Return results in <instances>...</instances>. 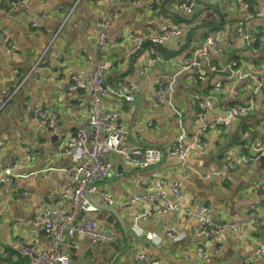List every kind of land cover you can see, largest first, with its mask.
<instances>
[{
    "label": "crops",
    "instance_id": "0c3cea01",
    "mask_svg": "<svg viewBox=\"0 0 264 264\" xmlns=\"http://www.w3.org/2000/svg\"><path fill=\"white\" fill-rule=\"evenodd\" d=\"M163 1L118 3L117 16L105 34L110 43L105 59L111 68L104 75L103 109L118 113L125 124L127 133L121 143L127 148L167 149L181 133L190 144L198 130L192 117L195 106L191 97L195 94L208 104L206 122L224 116L235 102L248 100L253 83L240 81L228 91L219 92L213 88L219 77L209 78L206 64L202 65L207 77L204 81L197 79V70L186 69L185 60L207 31L229 25V35L221 38L223 57L238 58L243 69L264 65V48L255 49L233 34L239 22L244 23L242 30L246 33H264V21H249L243 3L232 0L203 5L200 9L213 8L221 16V25L194 31L184 47L190 29L215 25L218 19L207 10L199 16L202 21L198 17L192 22L193 27L184 29L179 24L182 35L163 43L167 54L158 51L160 60L151 63L148 38L181 20L180 16L161 11ZM244 2L260 11L264 0ZM6 3L0 0V27L15 43L16 50L5 52L0 47V102L10 97L0 110V176L9 163L19 166L11 183L0 182V264H29L12 245L17 239L25 243L37 240L38 248H47L48 239L36 220L46 208L69 209L63 194L69 186L65 171L73 162L64 151L77 129L85 125L89 96L86 89L66 88L73 75L88 82L90 73L104 59L99 53L97 22L105 20L111 9L104 0H28L21 10L8 12ZM167 6L172 8L170 2L165 10ZM209 15L211 22L205 19ZM32 22L38 27H31ZM135 39L144 40V48L126 60ZM46 49L48 62L35 80L28 73ZM157 79L162 82L161 90L155 85ZM118 82L123 83V94H131V98L115 93ZM127 82L133 84V90H128ZM37 109H41L43 120L35 115ZM177 112L184 118L180 126ZM263 137L264 101L257 100L251 115L234 118L227 127L206 132L205 151L197 154L191 150L184 165L166 154L153 165L135 168L121 155L111 154L110 177L97 186L107 191L113 203L99 205L101 208L91 216L98 229L110 232L113 240L93 244L76 235L66 238L59 250L69 254L74 264H135L138 254L157 264H243L246 260L264 264V258L256 254L257 248L264 246V159L258 160L255 151ZM225 163L235 164L225 180L207 177L218 174ZM161 179L166 181L164 190L168 194L170 185L179 182L191 209L205 203L211 221L247 223L252 203L257 206L259 218L240 233H226L220 243L209 241L205 246L208 259L203 260L196 253L201 238L194 217L150 212L142 220L143 206H123V201L134 193L154 192ZM93 200L98 203L97 196ZM171 230L183 238L175 242L166 237Z\"/></svg>",
    "mask_w": 264,
    "mask_h": 264
},
{
    "label": "built area",
    "instance_id": "2783aa9c",
    "mask_svg": "<svg viewBox=\"0 0 264 264\" xmlns=\"http://www.w3.org/2000/svg\"><path fill=\"white\" fill-rule=\"evenodd\" d=\"M109 4L111 12L108 17L97 22L99 27L98 47L99 53L104 57L97 67L90 73V80L84 81L78 76L71 77V83L67 86V90L82 88L88 90V106L87 119L83 127H79L74 134V138L67 144L64 155H68L73 165L68 168L65 173L68 175L69 186L63 194L68 198L69 209L59 210L54 208H46L39 220L35 224L39 225L48 239L47 248H38V241L25 243L19 239L15 240L12 248L20 255L28 259L29 264H74L75 260L61 250L59 245L66 239L76 235L82 236L93 244L106 243L113 240V235L103 229H98L97 221L91 214L97 210V206H110L113 203L110 195L97 184L110 177L111 162L110 155L118 154L127 160L130 166L142 168L159 162L166 154L176 158L181 165L191 150L202 154L206 145L203 142V136L211 129L227 127L232 119L239 118L249 113L255 106L257 100L264 101V65L244 68L239 60L232 58L227 59L222 51L221 38L223 35H229L230 27L226 25L222 30H209L200 40V43L193 49L191 56L185 60L186 69L193 68L197 70V79L204 81L213 75L219 77L214 83V90L223 92L233 88L234 85L242 82H251V95L244 102H235L222 117H214L210 122L205 121L208 112V104L202 96L195 94L191 100L195 106L193 118L198 123V130L193 135L191 143L186 142L185 134L181 133L177 141L170 145L167 149H159L156 147H136L127 148L122 145L121 141L126 136L127 129L125 124L120 120L118 113L108 112L103 109V97L106 94L104 87V75L110 70V61L105 57L110 53V43L106 39V32L111 27L117 16V4L135 0H104ZM234 2L243 3L245 7V16L251 21L253 18H262L264 21V3L261 10L250 8L244 0H232ZM28 0H16L9 5L8 12L21 10ZM214 0H186L178 5V9L185 15L192 16L203 5H210ZM227 21V17H225ZM244 23L239 22L233 27V34L241 37L245 43L255 49L264 48V33L249 34L242 30ZM31 27L36 28L38 25L34 22ZM264 28V26H263ZM183 27L179 24L164 28L159 34L148 38V53L151 55L150 62L159 61V52L155 46L162 45L167 40L182 35ZM237 38V37H235ZM234 42V38H231ZM0 47L5 52H15L16 45L10 39L5 30L0 27ZM144 48V40L135 39L133 46L126 53V60L131 59ZM215 50V51H211ZM223 57V58H222ZM219 58V60L217 59ZM47 49L42 52L39 58L31 67L28 76L37 80L40 77V68L46 65ZM206 64V72L202 70V65ZM128 90H133L134 86L131 82L126 83ZM155 85L161 90L162 82L155 81ZM115 93L123 96V83L118 82L115 87ZM160 92V91H159ZM131 98V94L124 95ZM10 97L0 102V110ZM35 115L42 120L44 115L41 109L35 110ZM178 126L184 121L181 113H176ZM52 126V123H49ZM257 159H264V137L255 147ZM262 162V161H261ZM264 166V162H262ZM18 164L11 162L5 167V174L0 176V182L11 183L16 177ZM235 167L233 163H225L218 174H209L207 177H217L225 180L230 171ZM166 181L161 179L156 184L154 192L134 193L129 196L128 200L123 201V206L131 207L134 204L144 207V213L141 219L145 220L147 215L151 213L163 214L173 212L182 214L186 217H194L197 220V235L201 238L196 253L203 259H208L205 252V246L209 241L220 243L226 233H240L249 225L254 224L259 218L257 206L252 203L249 207L248 222L230 221V222H214L207 217V207L205 203H199L195 209H191L185 193L181 189L179 182L170 185L169 194L165 192L164 187ZM93 196H97L98 203L93 200ZM81 215H83L81 217ZM165 236L177 242L183 238L175 231H167ZM256 254L264 258V246H260L256 250ZM135 264H157L155 260L148 258L144 254H138ZM243 264H251L250 260H246Z\"/></svg>",
    "mask_w": 264,
    "mask_h": 264
},
{
    "label": "water",
    "instance_id": "95a60500",
    "mask_svg": "<svg viewBox=\"0 0 264 264\" xmlns=\"http://www.w3.org/2000/svg\"><path fill=\"white\" fill-rule=\"evenodd\" d=\"M168 2H169V0H164V1L161 3V5H160V9H161V11H162L163 13H165V14H171L172 16L179 17L177 14H175V13H171V12H169L168 10H165L164 7H165V5H166ZM207 10H210V11H212L213 13L216 14L217 19H218V23L215 24V25H202V26L194 27V28L190 29V30L188 31L187 36H186V43H185V46H184V47H187V46H188V44H189V38H190L191 34H192L194 31H196V30H198V29H202V28H203V29L217 28V27H219V26L221 25V23H222V18H221V16H220L218 13H216V11H215L213 8L200 9V10H198V11L192 16V18H190V19H182V18H181V20H183V21H187V22H189V23H192V22L195 21L196 18H198L201 14H203V13L206 12ZM155 48H156L157 51H160L161 53L167 54V53L163 50V47H162L161 45H157V46H155ZM136 98L140 99L139 97H136ZM139 102H140V101H139ZM138 112H139V109H137V111H136V113H135V115H134L135 117H136V115L138 114ZM134 119H135V118H134ZM97 208H101V207L97 206Z\"/></svg>",
    "mask_w": 264,
    "mask_h": 264
},
{
    "label": "rangeland",
    "instance_id": "374dc122",
    "mask_svg": "<svg viewBox=\"0 0 264 264\" xmlns=\"http://www.w3.org/2000/svg\"><path fill=\"white\" fill-rule=\"evenodd\" d=\"M181 0H170V5H172V8L169 9V7L167 6V10H171L173 11L174 13H176L178 16H180L182 19H187L188 17H190L189 15H185L184 13H182L179 9H178V5L180 3ZM192 17V16H191ZM209 18V22L212 21V18L209 16H207V18L205 17V19H208ZM200 21H202V18H198ZM204 19V17H203ZM198 21V20H197ZM177 24H182V26L184 27V29H189L190 27H193V23H189L187 21H182L180 20V22H176ZM195 26V25H194Z\"/></svg>",
    "mask_w": 264,
    "mask_h": 264
},
{
    "label": "trees",
    "instance_id": "16d2710c",
    "mask_svg": "<svg viewBox=\"0 0 264 264\" xmlns=\"http://www.w3.org/2000/svg\"><path fill=\"white\" fill-rule=\"evenodd\" d=\"M14 1H16V0H7V6H9L10 5V3L11 2H14ZM8 8V7H7ZM224 54H225V51H224ZM225 58H227V57H225ZM235 59H237L238 60V58H235ZM249 99V98H248ZM240 103H244V102H240ZM255 109H256V103H255V106H254V108L249 112V113H247L246 115H243V116H241V117H245V116H249V115H251L252 113H254L255 112Z\"/></svg>",
    "mask_w": 264,
    "mask_h": 264
}]
</instances>
